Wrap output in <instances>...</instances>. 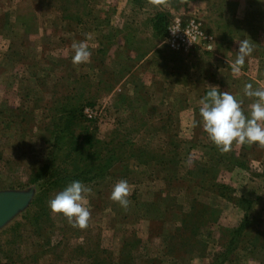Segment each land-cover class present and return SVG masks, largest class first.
I'll use <instances>...</instances> for the list:
<instances>
[{"label": "rangeland", "instance_id": "obj_1", "mask_svg": "<svg viewBox=\"0 0 264 264\" xmlns=\"http://www.w3.org/2000/svg\"><path fill=\"white\" fill-rule=\"evenodd\" d=\"M63 2L0 0V110L3 112L0 113V191L31 190L34 198L37 188L27 185V171L45 160L49 149L48 129L61 121L58 105L73 104L68 101L72 88L75 91L72 101H78L75 104L95 127L98 138L108 140L116 136L120 140L112 131L128 132L129 143L149 150L154 157L147 163L134 159L127 160L124 166L116 163L101 180L81 181L91 189L82 201L91 213L87 226L75 227L82 236L91 230L89 235L98 234L101 245L116 255L122 237L135 231L142 240L135 264H264V248L258 244L264 238L255 239L256 230H264V145H241L233 141L230 150L222 152L203 130L199 115H190V99H198V88L190 92V74L194 72L200 78L202 67L212 57L214 46L217 47L216 41L253 39L254 44H248L257 45L254 29L250 27L257 1L72 0L67 5ZM17 13L27 15L29 24L36 17V27L30 28L25 36ZM156 14H163L168 22L175 17L182 23L195 18L211 37V49L202 45L171 47L166 37L159 39V32L152 26ZM116 28L129 31L127 36L134 39L130 47L139 46L140 53L144 52L142 55L151 53L144 63L138 57L133 58L128 67L127 77H130L125 79L133 82H122H125L124 98L117 97V87L108 91L106 84H96L99 79L112 80L117 73L119 66L114 62L119 64V61L94 52L102 35ZM21 35L24 41L18 44ZM160 41L162 45L158 47ZM80 42L87 46L91 56L88 62L75 64L72 45ZM233 42L220 45L222 52L232 59L237 51L230 49ZM125 53L123 49L118 50L120 60L125 59ZM133 53L131 57L136 56ZM263 62L256 60L260 65ZM233 66L227 62L223 83L227 92L242 101L241 107L247 115L250 106L246 105L252 104L254 98L245 96L243 91H231L236 80H241L243 87L246 82L242 78L235 80ZM259 68L256 77L259 85L254 82L253 87L264 89V67ZM22 111L24 117L20 115ZM74 127L78 130L80 123L75 121ZM115 147L122 155L121 149L130 146ZM240 154L242 161L238 158ZM228 161L232 162L228 164ZM214 164L216 170H198ZM120 180L129 184L127 208L110 198L113 186ZM241 199L250 201L247 208L239 204ZM192 202L203 205L204 218L213 213L216 220L200 225L196 236L186 228V238L181 235L167 245L166 238L175 233L182 213ZM25 209L0 228V242H3L8 232L6 227L14 220L21 222L20 257L38 249L39 244V239L30 232V219L22 217ZM190 214L194 212L190 210ZM52 217L54 230L50 232L62 244L64 240L60 239L58 227L63 224L71 227L70 221L63 214L58 216L52 212ZM243 217L245 227L234 236L233 245H228L233 239L231 231ZM82 236L71 238L69 248L80 242ZM226 246V252L222 253ZM68 257L59 258L57 252L46 254L38 264H90L73 254ZM0 260V264L5 261Z\"/></svg>", "mask_w": 264, "mask_h": 264}, {"label": "trees", "instance_id": "obj_2", "mask_svg": "<svg viewBox=\"0 0 264 264\" xmlns=\"http://www.w3.org/2000/svg\"><path fill=\"white\" fill-rule=\"evenodd\" d=\"M71 1L72 0H64L63 5H67V3ZM16 16L19 20L18 23L24 26V36L26 32L37 25L35 16L32 17V24H29V17L27 15L25 16L23 13H17ZM30 16L32 15L30 14ZM163 18V14H156L152 19V26L159 32L158 36L160 40H163V38L165 39L166 27L168 25V19ZM8 22L10 26L13 25L10 23L9 18ZM123 31L124 30L118 31L116 28L112 31L105 32L99 40L97 50L100 56H106V58L113 59V61H119V64L114 62V65L119 67L117 70L116 67H114L117 73L113 74L112 80L106 82L99 79L96 82V84H106L107 87H109L108 91H110V88L113 91L115 87H118L119 90H117L118 93H116L117 97L120 96L118 98H124V83L132 81V79L126 81V78L130 77L129 75L127 77V74H129L128 67L130 63H132L133 58H142V56L145 55H142L144 52L140 53L139 46L134 48L130 47L134 39L128 37L127 34L129 33H123ZM154 36L156 35L154 34ZM119 49H125V59L123 60H120V54L117 55ZM129 51L136 53V56L131 57L128 53ZM69 72V75H71L72 71ZM124 80L125 82L122 83ZM74 93L75 91L70 88L68 92V101L73 103L69 104L71 106L64 107L66 104L62 102L63 104L58 105V109L56 108L57 111L61 109V111H59V118L61 121L53 123L52 127L48 129L49 136L46 142L49 144V149L47 156L44 158L45 160H43L41 165L31 167L27 171V185H35L37 189L34 198L29 202L26 209L23 210L21 214L22 217H28L30 219V232L39 239V244H37L38 249L34 250L32 253H28L24 257H20L21 255L19 252L22 247L21 244L23 243V234L19 226L22 224L20 221L14 220L6 227L8 235L5 234L4 241L0 242V259L5 260L1 264H38L40 259L43 258V255H52L55 252H57L59 258L68 257V255L70 257L73 254V257L78 259L84 258L88 260L90 264L136 263V252L140 251L142 240L137 237L134 230H132L134 232L129 235H124V237H122L121 242L118 243L116 255H114L113 250L101 245L98 234L89 235L91 234V230H88L85 231L86 233L82 236L79 229L73 227L71 223V227L66 224L58 227V233L61 235L60 239L64 240V243H62L63 245L59 242L60 240H54L50 232V230H54L52 229L54 227V219L52 217V211L48 207V201L67 184L76 180L88 183L101 180L109 173L110 168L115 166L116 163L120 166H124L127 164V160L130 159H134L138 163H147L154 158L151 156L149 150H143L139 146L136 147L134 144L129 143L130 139L127 137L128 132L120 133L113 130L112 133L118 135V139L120 140H117V137L114 135V137L108 140L98 138L94 133L95 127L88 123L89 121L82 116L80 109L75 104L78 101L75 103L72 101V95ZM127 106L133 107L135 105L127 103ZM0 113H3L2 110H0ZM21 113L20 115L24 117V112L22 111ZM197 114L199 115L198 112L195 115ZM21 120H23V118ZM75 121L80 123L78 130L74 127ZM128 126H130V124ZM110 144L112 145L111 147H109ZM125 144L130 147H123ZM116 145L129 149L125 150L122 148V155H119L118 149L115 147ZM238 158L241 161L243 160L241 154L238 155ZM156 162L157 161L154 163ZM218 162H220V160H218ZM230 162L228 161V164H230ZM243 163L244 161L242 164ZM215 165L216 164L211 165L212 167H200L198 170L210 172L211 170H216ZM239 204L245 209V207L247 208L250 204V201L241 199ZM190 210H192L194 214L191 215ZM203 210V205L198 204V202H192L187 210H184V213H182L179 220L180 224L177 225L173 231L175 233L172 235L170 234L166 238L167 245L172 241L178 240L181 235L186 238L184 235L186 228H189L190 233L196 236L200 232V225H203L205 222L210 223L216 220V215L213 213L208 214L207 217L204 218V215H202ZM57 215L61 216L62 214L57 213ZM244 221L245 219L243 217L235 229L231 231L233 239L228 242V245H233L234 236L245 227ZM6 230H4L3 233H5ZM81 236L83 237L81 241L76 243L73 248H69L71 245V238L78 239ZM260 237L261 239L264 238L263 229L256 230L255 239H259ZM258 244L264 248V242ZM61 246H64V248L59 251L58 248ZM226 248L228 247H224L221 252L225 253ZM142 262L144 261L142 260Z\"/></svg>", "mask_w": 264, "mask_h": 264}, {"label": "clouds", "instance_id": "obj_3", "mask_svg": "<svg viewBox=\"0 0 264 264\" xmlns=\"http://www.w3.org/2000/svg\"><path fill=\"white\" fill-rule=\"evenodd\" d=\"M72 48L75 53L72 57L73 63L89 61L91 53L83 42L73 43ZM252 50L250 44L241 41L235 64L242 66L245 57ZM244 95L254 98L247 115L241 107L242 101L227 91H220L217 86H209V90L200 100L199 122L210 141L222 152H228L233 141L241 145H264V89L254 88L252 83H246ZM129 191L128 182L120 180L113 186L110 198L121 207L127 208L130 204ZM90 192L91 189L81 181H72L48 201V207L53 213L63 214L73 227L85 228L91 213L83 206L82 201H85V194Z\"/></svg>", "mask_w": 264, "mask_h": 264}, {"label": "crops", "instance_id": "obj_4", "mask_svg": "<svg viewBox=\"0 0 264 264\" xmlns=\"http://www.w3.org/2000/svg\"><path fill=\"white\" fill-rule=\"evenodd\" d=\"M256 1H257V4H256L257 7H256V10L254 9L255 11H253L254 17H253V21L251 23L252 25H250V27L254 29V32H253L254 36L253 37L257 38V40L255 41V42H257L256 43L257 45L251 46L253 50H252L250 55L245 57L244 64L242 66H237L235 64V61L237 58L236 54H235L234 59L228 58V56L222 52L220 45H222V43L223 44H226V43L229 44V42L231 44L234 41L233 42L234 46L233 47L231 46L230 49H231V51H235V50L238 51L240 41H238L236 39H234V40L231 39V40H229V42L225 39L216 41L218 48L216 46H214V50L211 52L212 57H210V59L207 58V61H206L207 65L202 67V75H200V78L199 79L196 78V76H194V72H192V74H190V85L193 87L192 88L190 86V92L192 91V89H194V91H195L198 88L197 89L198 90V93H197L198 99L194 98L193 101L190 99V115H191V117L198 112L199 107L201 106L200 100L205 96L206 92L209 90V86H217L220 89V91H227L228 90L227 87L223 83L225 74L228 71L227 70V62L230 64L233 63V65H234L233 66L235 69L234 74L236 75V77H234L232 75V73H231V75H232V77L235 78V80L237 78L239 80H240V78H242L243 81L244 80L246 81V82H244L245 84L250 83V81H251L252 84L256 83L257 86L259 85L258 84L259 81L256 79V77L258 76L257 70L260 69L259 68L260 66L262 68L264 67V62H263V64L260 65V64H257L258 62L256 63V60H264V0H256ZM17 6H19V4ZM242 9H243V6H242ZM255 12H256V15H255ZM106 23H107L106 29L109 30L110 22L107 21ZM125 32L128 33L129 31H123V33H125ZM23 38H24L23 35H21V37L18 41V44L22 43L24 41ZM95 38H98V36H96ZM142 38H145V37H142ZM26 40L33 43V41L29 38ZM92 40L93 39H91V41ZM7 41H8V39H7ZM216 42H215V44H216ZM244 42L254 44L253 39L252 40L250 39V41L245 40ZM161 45H162V43L160 41L158 43V47H161ZM8 47H9V41H8L7 48ZM97 50H98V47H96V45H95L94 52L95 51L97 52ZM124 51H125V49H124ZM206 52H208V54L210 53V51H206ZM128 53L131 56V51H129ZM150 54H145L144 56H142V58H139L138 61L140 63H144L148 58H150V56H151ZM232 60H234V61H232ZM233 67H228V68L232 69ZM254 68H256V69L254 70ZM249 72H251V74ZM236 82H237V80H236ZM236 82H235V88L230 87L231 91L234 93H238L239 91L244 92V87L241 85L242 81L240 80V82H237V86H236ZM118 90H119V88H118ZM250 105L251 104H247L246 106H250Z\"/></svg>", "mask_w": 264, "mask_h": 264}, {"label": "built area", "instance_id": "obj_5", "mask_svg": "<svg viewBox=\"0 0 264 264\" xmlns=\"http://www.w3.org/2000/svg\"><path fill=\"white\" fill-rule=\"evenodd\" d=\"M210 38L195 18L182 23L178 17H175L168 22L166 27V39L173 48L202 45L206 49H211Z\"/></svg>", "mask_w": 264, "mask_h": 264}, {"label": "water", "instance_id": "obj_6", "mask_svg": "<svg viewBox=\"0 0 264 264\" xmlns=\"http://www.w3.org/2000/svg\"><path fill=\"white\" fill-rule=\"evenodd\" d=\"M32 195L31 190L0 191V228L29 204Z\"/></svg>", "mask_w": 264, "mask_h": 264}]
</instances>
